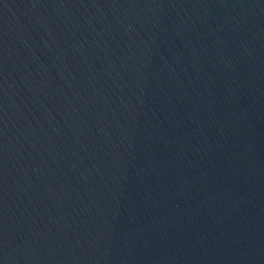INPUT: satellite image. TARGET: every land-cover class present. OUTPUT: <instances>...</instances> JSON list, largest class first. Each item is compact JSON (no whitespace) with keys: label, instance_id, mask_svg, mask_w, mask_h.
<instances>
[{"label":"water","instance_id":"water-1","mask_svg":"<svg viewBox=\"0 0 264 264\" xmlns=\"http://www.w3.org/2000/svg\"><path fill=\"white\" fill-rule=\"evenodd\" d=\"M0 264H264V0H0Z\"/></svg>","mask_w":264,"mask_h":264}]
</instances>
